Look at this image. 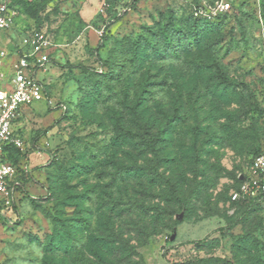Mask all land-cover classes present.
<instances>
[{
  "label": "rangeland",
  "instance_id": "374dc122",
  "mask_svg": "<svg viewBox=\"0 0 264 264\" xmlns=\"http://www.w3.org/2000/svg\"><path fill=\"white\" fill-rule=\"evenodd\" d=\"M231 1L216 28L193 0H0L7 77L27 34L50 42L11 127L0 264H264V204L231 201L264 153V0Z\"/></svg>",
  "mask_w": 264,
  "mask_h": 264
},
{
  "label": "built area",
  "instance_id": "2783aa9c",
  "mask_svg": "<svg viewBox=\"0 0 264 264\" xmlns=\"http://www.w3.org/2000/svg\"><path fill=\"white\" fill-rule=\"evenodd\" d=\"M259 2V0H255ZM231 0H213L208 3L200 0L193 5L191 13L195 19L214 21L220 16L230 14ZM14 13L5 4L0 5V195L8 198L11 191L18 186L14 182L15 167L3 159V147L11 143L17 148L22 143L12 136L11 127L20 117L23 107L41 99L42 86L36 80V71L43 70L48 63L47 51L50 47L49 39L42 33L32 32L22 40L24 47H29V53L20 56L11 67L7 77L1 69L8 56L5 51V33L11 28ZM241 184L232 191L231 201L253 200L264 204V155L255 156L239 174ZM14 183V184H13ZM8 203V202H7Z\"/></svg>",
  "mask_w": 264,
  "mask_h": 264
},
{
  "label": "trees",
  "instance_id": "16d2710c",
  "mask_svg": "<svg viewBox=\"0 0 264 264\" xmlns=\"http://www.w3.org/2000/svg\"><path fill=\"white\" fill-rule=\"evenodd\" d=\"M200 0H193L194 2V5H196L197 3H199ZM208 3L212 2L213 0H206ZM232 9H233V4H232ZM232 12V11H231ZM231 14V13H230ZM230 14H227V15H224V16H220L218 17L216 20L214 21H204V20H200V19H195L193 17V15L191 14V17L192 19L197 22V23H202V24H207V25H210L212 27H222L223 24L228 20V17L230 16ZM116 65H114L112 69L115 68ZM149 148H152L151 146V143L147 145ZM5 147V146H4ZM3 147V159L5 162H8L10 164H12L8 159H7V156H6V151L11 148V147ZM13 152V151H12ZM257 155H264L263 152H257V153H254L252 154L250 157H249V160H248V163H247V166L248 164L251 162V160L257 156ZM243 173V171H239L236 175V179H235V188L233 189V191L237 190L239 185L241 184V180L239 179V174ZM20 177H17L16 180L14 182H17L18 183V186L17 187H20ZM14 184V183H13ZM15 187V188H17ZM233 203H236L238 204L242 209H244V211L248 210L249 208L251 207H254L256 205H260L259 202H256V201H253V200H238V201H235ZM63 237V236H62ZM60 235H58V238L57 239H54V235H51L50 236V240L48 241V246L51 248H53L54 250H57V251H61V253L67 257L69 256V250L67 249V247L69 246L68 243H66V239H63ZM209 261H215V260H212V259H209V260H206L205 262H209ZM90 261H88V263H86L84 260L80 259L79 260V263L80 264H90L89 263ZM64 264H68L67 262H63Z\"/></svg>",
  "mask_w": 264,
  "mask_h": 264
},
{
  "label": "crops",
  "instance_id": "0c3cea01",
  "mask_svg": "<svg viewBox=\"0 0 264 264\" xmlns=\"http://www.w3.org/2000/svg\"><path fill=\"white\" fill-rule=\"evenodd\" d=\"M21 115H22V113H21ZM21 115H20V117H21ZM14 126H15V122L13 123V129H14ZM12 136H13L14 139H18V140H20L18 137L15 136L13 130H12ZM20 141H21V140H20ZM10 144H11V143L6 144L5 147H7V146L10 145ZM12 145H13V144H12ZM13 146H14V145H13ZM5 147H4V148H5ZM14 147H15V146H14ZM15 148H17V147H15Z\"/></svg>",
  "mask_w": 264,
  "mask_h": 264
}]
</instances>
